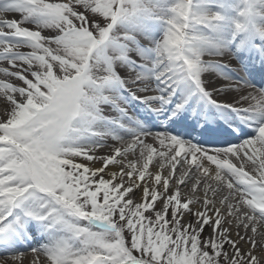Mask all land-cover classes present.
<instances>
[{"label":"snow or ice","instance_id":"snow-or-ice-1","mask_svg":"<svg viewBox=\"0 0 264 264\" xmlns=\"http://www.w3.org/2000/svg\"><path fill=\"white\" fill-rule=\"evenodd\" d=\"M257 64L264 0H0V264H264Z\"/></svg>","mask_w":264,"mask_h":264},{"label":"bare ground","instance_id":"bare-ground-1","mask_svg":"<svg viewBox=\"0 0 264 264\" xmlns=\"http://www.w3.org/2000/svg\"><path fill=\"white\" fill-rule=\"evenodd\" d=\"M227 62V61H225ZM236 61L233 60L232 61V64H235ZM264 69V68H262ZM222 71H224L225 73L231 75V76H236L237 73L233 72L230 68H224L222 69ZM248 71V69H247ZM260 72H262L263 75H261V77L264 76V70H259ZM251 80V83L254 84V82L252 81V78H250ZM263 80V78H262ZM258 87H264L263 85H256ZM124 98L126 99L127 101V104L129 106V109H130V113L133 114V115H136V116H139L141 115H144V114H151V118H148V119H145V121L147 122L149 128L153 129V130H157V128L154 127V125H164V124H167L168 121L167 120H164L162 118H160L156 113L152 112V110L146 105L144 104L141 100H138V99H134L132 96L128 95L127 93H125V96ZM191 119V117H190ZM225 121H227V117H225ZM216 123V122H215ZM220 123H223L220 121ZM188 130H192V128H188ZM247 131L248 132H252L253 129L251 127L247 128ZM182 133V132H181ZM225 137H231V136H228L226 133H222L220 135H218L215 139L217 140H224ZM232 142H235V138L234 137H231L230 139ZM196 141H201V142H208V141H205V140H196ZM211 143V142H209ZM214 143V142H213Z\"/></svg>","mask_w":264,"mask_h":264}]
</instances>
